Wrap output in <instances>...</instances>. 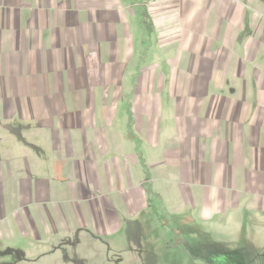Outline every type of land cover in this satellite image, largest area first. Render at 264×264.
I'll use <instances>...</instances> for the list:
<instances>
[{
	"label": "crops",
	"instance_id": "0c3cea01",
	"mask_svg": "<svg viewBox=\"0 0 264 264\" xmlns=\"http://www.w3.org/2000/svg\"><path fill=\"white\" fill-rule=\"evenodd\" d=\"M122 2L0 0V121L34 124L29 128L44 132L48 149L60 155L54 179L20 182L21 204L33 210L11 214L24 235L39 238L60 227L111 236L160 200L161 183L207 215L227 200L264 210V0ZM133 8L146 10L160 48L175 55V113L165 137L159 120L147 116L155 106L131 109L153 106V98L129 101L125 130H104L103 110L94 109V87L114 89L119 60L124 70L140 50ZM97 57L103 86L86 78ZM138 68L135 80L145 73ZM173 90L199 92L178 99ZM131 124L133 132L126 130ZM41 203L48 207L39 209Z\"/></svg>",
	"mask_w": 264,
	"mask_h": 264
},
{
	"label": "rangeland",
	"instance_id": "374dc122",
	"mask_svg": "<svg viewBox=\"0 0 264 264\" xmlns=\"http://www.w3.org/2000/svg\"><path fill=\"white\" fill-rule=\"evenodd\" d=\"M131 11L137 18H129L130 24L141 25L140 50L135 49L124 70V59L119 60L113 78L114 89L110 84L102 90L94 87V109L98 113L103 110L104 130H125L126 120L132 116L129 101L133 98L141 104L153 98L155 105H132L131 109L138 114L139 108L155 106L147 116L159 120L161 137H165L169 135L175 113L169 86L175 55L170 49L160 48L154 28L144 16L146 10L133 8ZM208 12L211 18L217 16L218 9ZM220 12L227 15L225 11ZM245 13L250 11L245 8ZM135 29L131 26L129 34L137 46ZM244 31L240 34L244 35ZM92 60L97 63L84 77L103 86L104 66L98 57ZM134 63L136 67L130 70ZM138 67L145 73L135 80ZM198 92L172 91L173 98L178 99L197 97ZM118 94L119 99L111 103L112 97ZM104 103L107 105L100 106ZM29 126L35 127L19 120L0 121V264H264V210L251 211L243 201L228 204L227 200L225 205L217 203L216 211L207 215L206 208L186 203L181 194L177 197L163 183L157 187L160 200L154 197L146 209L124 220L121 230L111 236L64 231L60 227L49 235L41 233L39 238L24 235L15 226L11 214L23 208L29 213L33 210L21 204L20 182L33 183L43 176L54 179L60 156L48 149L44 132L35 133ZM126 130L135 129L131 124ZM40 205L38 208L44 209L47 204Z\"/></svg>",
	"mask_w": 264,
	"mask_h": 264
}]
</instances>
